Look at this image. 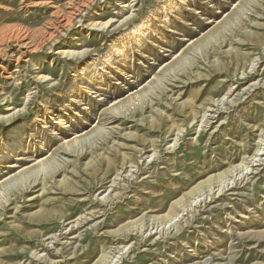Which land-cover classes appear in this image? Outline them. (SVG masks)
I'll return each mask as SVG.
<instances>
[{
  "label": "rangeland",
  "instance_id": "rangeland-1",
  "mask_svg": "<svg viewBox=\"0 0 264 264\" xmlns=\"http://www.w3.org/2000/svg\"><path fill=\"white\" fill-rule=\"evenodd\" d=\"M0 264H264V0H0Z\"/></svg>",
  "mask_w": 264,
  "mask_h": 264
},
{
  "label": "bare ground",
  "instance_id": "bare-ground-1",
  "mask_svg": "<svg viewBox=\"0 0 264 264\" xmlns=\"http://www.w3.org/2000/svg\"><path fill=\"white\" fill-rule=\"evenodd\" d=\"M13 138V140H12V145L14 146L15 145V143H16V137H12Z\"/></svg>",
  "mask_w": 264,
  "mask_h": 264
}]
</instances>
